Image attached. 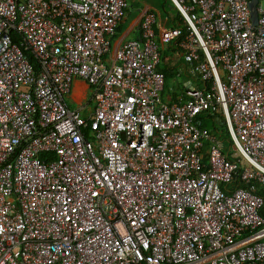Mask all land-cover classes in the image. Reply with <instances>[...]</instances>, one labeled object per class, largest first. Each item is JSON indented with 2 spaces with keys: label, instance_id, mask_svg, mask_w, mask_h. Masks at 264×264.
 Masks as SVG:
<instances>
[{
  "label": "built area",
  "instance_id": "2783aa9c",
  "mask_svg": "<svg viewBox=\"0 0 264 264\" xmlns=\"http://www.w3.org/2000/svg\"><path fill=\"white\" fill-rule=\"evenodd\" d=\"M169 1L181 27L148 10L111 50L126 0H0V264H264V0L255 26L250 0ZM173 41L200 86L166 101Z\"/></svg>",
  "mask_w": 264,
  "mask_h": 264
},
{
  "label": "crops",
  "instance_id": "0c3cea01",
  "mask_svg": "<svg viewBox=\"0 0 264 264\" xmlns=\"http://www.w3.org/2000/svg\"><path fill=\"white\" fill-rule=\"evenodd\" d=\"M126 2L128 10L110 37L111 50L118 48L125 41L139 37L140 22L145 11L150 10L155 15L158 35L162 31L172 30L180 25L177 12L169 0H126ZM161 55L162 62L158 69L166 79H172L170 84H166L165 81L163 99L166 101L175 100L182 96L186 89L200 86L191 67L184 62L182 52L177 48L175 41L161 44ZM89 99V87L82 80L75 79L71 92L66 97L68 106L84 107L82 114H85L91 108Z\"/></svg>",
  "mask_w": 264,
  "mask_h": 264
},
{
  "label": "trees",
  "instance_id": "16d2710c",
  "mask_svg": "<svg viewBox=\"0 0 264 264\" xmlns=\"http://www.w3.org/2000/svg\"><path fill=\"white\" fill-rule=\"evenodd\" d=\"M178 18L180 20L179 16H178ZM179 24H180L179 27H181V20L179 21ZM175 29H178V27H176ZM184 31L185 30L182 27V30H181V34L182 35H180V39L184 36ZM25 53L27 54L28 58L30 59V61L32 62L34 67L36 69H39L38 61L35 58V56L31 53V51L30 50H25ZM158 71L161 72L159 69H158ZM164 77H165V75H164ZM165 80H166V77H165ZM200 121H201V126L202 127L208 128V129H212V130L216 131L219 134V138H220L221 144H223L225 149H228L230 147L231 142H230L229 135H228V133H226L227 131L225 129V126L221 123L220 120H215L212 116H202L200 118ZM50 158L53 159V155H50ZM262 215L264 216V209L262 210Z\"/></svg>",
  "mask_w": 264,
  "mask_h": 264
},
{
  "label": "water",
  "instance_id": "95a60500",
  "mask_svg": "<svg viewBox=\"0 0 264 264\" xmlns=\"http://www.w3.org/2000/svg\"><path fill=\"white\" fill-rule=\"evenodd\" d=\"M256 5H257V0H250L249 9L251 14V22L254 26L257 24Z\"/></svg>",
  "mask_w": 264,
  "mask_h": 264
},
{
  "label": "rangeland",
  "instance_id": "374dc122",
  "mask_svg": "<svg viewBox=\"0 0 264 264\" xmlns=\"http://www.w3.org/2000/svg\"><path fill=\"white\" fill-rule=\"evenodd\" d=\"M261 8L264 10V2L260 3ZM172 79H166V84H170Z\"/></svg>",
  "mask_w": 264,
  "mask_h": 264
}]
</instances>
